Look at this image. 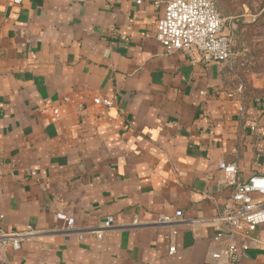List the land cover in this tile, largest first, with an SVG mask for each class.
Wrapping results in <instances>:
<instances>
[{"label":"crops","instance_id":"0c3cea01","mask_svg":"<svg viewBox=\"0 0 264 264\" xmlns=\"http://www.w3.org/2000/svg\"><path fill=\"white\" fill-rule=\"evenodd\" d=\"M164 10L0 0V225L41 231L0 264H230L209 255L226 245L213 240L224 226L153 222L220 215L236 180L221 161L241 181L264 174V101L233 89L226 64L166 53ZM58 212L79 228L114 226L68 240ZM235 264H264V224Z\"/></svg>","mask_w":264,"mask_h":264},{"label":"built area","instance_id":"2783aa9c","mask_svg":"<svg viewBox=\"0 0 264 264\" xmlns=\"http://www.w3.org/2000/svg\"><path fill=\"white\" fill-rule=\"evenodd\" d=\"M143 1L137 0V3L142 4ZM15 2L20 3L22 0ZM159 2L165 4V10L159 19L155 37L164 46L166 53L190 52L195 49L206 64H227L233 59V38L223 32L225 19L214 0H156L157 4ZM113 104L112 100L108 101V105ZM219 166L228 178H236L234 191L225 200L220 215L208 219H188L183 216L182 210H176L173 216H159L153 225L170 227L176 233V228L182 225L204 222L220 224L225 229L217 231L213 240H225L226 245L210 251L209 255L214 260L235 264L250 249L252 233L264 224V174H256L241 181L236 177V163L221 161ZM31 174L37 175L35 171ZM57 218L62 226L54 231H62L68 240L73 237L82 240L88 234H95L102 239L105 232L114 226V216H108L100 227L86 228H79L76 218L65 212H58ZM40 233L31 225L17 231L0 225V259L4 253L19 250L24 240ZM175 252L176 246L172 245L169 253Z\"/></svg>","mask_w":264,"mask_h":264},{"label":"rangeland","instance_id":"374dc122","mask_svg":"<svg viewBox=\"0 0 264 264\" xmlns=\"http://www.w3.org/2000/svg\"><path fill=\"white\" fill-rule=\"evenodd\" d=\"M229 15L223 32L234 42L233 59L226 64L233 89L241 88L247 100L264 101L254 91L257 83L264 88V0H214ZM239 22L244 26L238 29Z\"/></svg>","mask_w":264,"mask_h":264},{"label":"trees","instance_id":"16d2710c","mask_svg":"<svg viewBox=\"0 0 264 264\" xmlns=\"http://www.w3.org/2000/svg\"><path fill=\"white\" fill-rule=\"evenodd\" d=\"M216 5H217V4H216ZM222 7H223V6H222L220 3H218L217 8L219 9V11H220V10H223ZM222 13H223V15H225V16H228V15H229V11H225V10H223ZM243 26H244V24L241 23V22H239V24H238V29H241ZM254 91H255L256 93L259 94V95L256 96V97H259V96H262V97H260V98H263V97H264V88H255Z\"/></svg>","mask_w":264,"mask_h":264}]
</instances>
